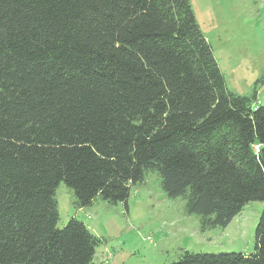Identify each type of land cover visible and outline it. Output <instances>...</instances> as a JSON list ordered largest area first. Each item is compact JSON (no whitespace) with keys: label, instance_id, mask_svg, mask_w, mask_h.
I'll list each match as a JSON object with an SVG mask.
<instances>
[{"label":"trees","instance_id":"1","mask_svg":"<svg viewBox=\"0 0 264 264\" xmlns=\"http://www.w3.org/2000/svg\"><path fill=\"white\" fill-rule=\"evenodd\" d=\"M226 227L263 210L254 253L172 264H264V105L228 90L187 0H0V264H93L78 209L127 200L145 174Z\"/></svg>","mask_w":264,"mask_h":264},{"label":"rangeland","instance_id":"2","mask_svg":"<svg viewBox=\"0 0 264 264\" xmlns=\"http://www.w3.org/2000/svg\"><path fill=\"white\" fill-rule=\"evenodd\" d=\"M229 91L257 94L264 105V0H187ZM155 172L132 186L127 200L110 205L97 198L78 209L73 192L55 191L58 227L70 219L98 238L93 264H172L184 251L201 254L254 253L261 202L247 203L226 227L202 231L197 215H186L181 198L163 192Z\"/></svg>","mask_w":264,"mask_h":264}]
</instances>
